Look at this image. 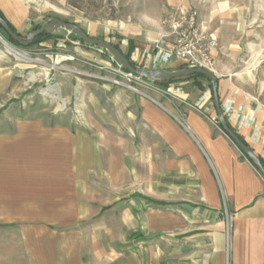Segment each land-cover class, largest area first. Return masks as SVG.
<instances>
[{
  "label": "crops",
  "instance_id": "1",
  "mask_svg": "<svg viewBox=\"0 0 264 264\" xmlns=\"http://www.w3.org/2000/svg\"><path fill=\"white\" fill-rule=\"evenodd\" d=\"M0 9L20 31L47 0ZM218 80L229 126L264 161V104ZM197 90L140 99L98 156L63 128L0 135V264H264V177Z\"/></svg>",
  "mask_w": 264,
  "mask_h": 264
},
{
  "label": "rangeland",
  "instance_id": "2",
  "mask_svg": "<svg viewBox=\"0 0 264 264\" xmlns=\"http://www.w3.org/2000/svg\"><path fill=\"white\" fill-rule=\"evenodd\" d=\"M180 7L197 9L220 40L215 75L264 104V0H47L44 16L19 32L25 38L36 26L61 18L127 53L167 40L164 19ZM111 61L109 54L71 34L42 36L22 46L0 28V135L35 124L63 128L98 156L135 123L140 99L166 100L137 77H115L108 70ZM180 80L184 99L198 89L197 95L207 91L213 102L208 79Z\"/></svg>",
  "mask_w": 264,
  "mask_h": 264
},
{
  "label": "built area",
  "instance_id": "3",
  "mask_svg": "<svg viewBox=\"0 0 264 264\" xmlns=\"http://www.w3.org/2000/svg\"><path fill=\"white\" fill-rule=\"evenodd\" d=\"M164 24L168 29L167 40L154 47L133 50L129 60L134 66L144 69L168 68L173 62L178 61L183 67H201L215 72L216 55L221 48L220 40L201 21L197 9L180 7L172 10L165 17ZM111 62L108 70L115 77H137L149 90L159 93L167 100H184L180 95L185 93L180 87L183 80L158 86L155 81L144 80L141 76L124 69L113 59ZM148 99L161 103L160 99L151 96H148ZM231 108L230 105L223 108L225 115Z\"/></svg>",
  "mask_w": 264,
  "mask_h": 264
},
{
  "label": "water",
  "instance_id": "4",
  "mask_svg": "<svg viewBox=\"0 0 264 264\" xmlns=\"http://www.w3.org/2000/svg\"><path fill=\"white\" fill-rule=\"evenodd\" d=\"M0 24L3 26L8 35H10L16 42H18L22 46L31 45L34 39L43 33H47L53 36H67L69 34L76 35L83 42L89 45H93L100 50L106 51V53L109 54L112 59L117 64L121 65L124 69L152 81H162L166 79L187 77L197 73L207 76L212 85L213 104L217 113L218 122L221 124L223 131L235 142L240 150L254 162L258 171L264 177V165L261 162V159L253 152L248 144L245 143L239 137V135L229 126L219 96V80L215 73H213L212 71L201 67L144 69L142 67L134 66L127 58L125 53L113 43L104 39L93 37L78 24L63 20L61 18H54L47 23L34 28L28 33L25 38L15 32L1 15Z\"/></svg>",
  "mask_w": 264,
  "mask_h": 264
},
{
  "label": "trees",
  "instance_id": "5",
  "mask_svg": "<svg viewBox=\"0 0 264 264\" xmlns=\"http://www.w3.org/2000/svg\"><path fill=\"white\" fill-rule=\"evenodd\" d=\"M0 15L7 21V23L10 25V27L15 31V32H17L19 35H21V33L14 27V25L6 18V16L4 15V13L2 12V10L0 9ZM37 27H39V26H36L35 28H37ZM0 28H2L3 30H4V28H3V26L0 24ZM5 31V30H4ZM6 32V31H5ZM7 33V32H6ZM7 35H8V33H7ZM42 36H48V37H54L53 35H50V34H47V33H43V34H41L40 36H38L37 38H35L34 39V41L32 42V44H34V43H36L37 41H39L40 40V38L42 37ZM75 38H78L76 35H73ZM8 39L10 40V41H12V42H15V43H18V42H16L10 35H8ZM79 39V38H78ZM79 40H81V39H79ZM81 42H83L82 40H81ZM84 44H86V45H89V44H87V43H85V42H83ZM19 44V43H18ZM90 46H93V45H90ZM119 49H120V47H119V45H116ZM93 47H95V46H93ZM133 48L134 47H132V48H130L129 49V51L127 52V53H125V55L127 56V58L128 59H130V54H131V52L133 51ZM104 52H106V51H104ZM178 68H183V66H179ZM168 69H170V68H168ZM190 77H203V78H206V79H208L209 80V78L207 77V76H205V75H203V74H200V73H197V74H193V75H190V76H187V77H180V78H174V79H166V80H162V81H155V82H158L159 84H161V85H168L169 84V81H171V80H176V79H184V78H190ZM143 78V77H142ZM144 80H147V81H150L149 79H146V78H143ZM209 82H210V80H209ZM210 86H211V88H212V85H211V83H210ZM211 91H212V89H211ZM212 99H213V97H212ZM219 126L222 128V126H221V124L219 123ZM243 140V139H242ZM244 141V140H243ZM245 142V141H244ZM246 143V142H245ZM245 155V154H244ZM246 156V155H245ZM247 158H248V156H246ZM252 163H253V165H255L254 164V162L250 159V158H248ZM261 159V158H260ZM261 162L263 163V165H264V161H263V159H261ZM255 167H256V165H255ZM257 168V167H256Z\"/></svg>",
  "mask_w": 264,
  "mask_h": 264
}]
</instances>
